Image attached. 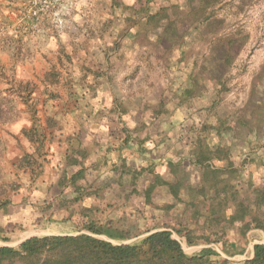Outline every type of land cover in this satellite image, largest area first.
<instances>
[{
  "label": "rangeland",
  "instance_id": "1",
  "mask_svg": "<svg viewBox=\"0 0 264 264\" xmlns=\"http://www.w3.org/2000/svg\"><path fill=\"white\" fill-rule=\"evenodd\" d=\"M30 128L43 136L37 152L38 143L29 148L21 135ZM199 135L241 165L239 188L261 185L264 0L0 1V203H8L0 221L8 225L4 238L13 233L0 247L75 235L87 209L91 219L138 234L116 244L169 230L187 255L198 253L203 242L188 246L172 231L189 223L183 205L159 186L149 203L139 192L155 176L170 180L167 162L181 161L195 183L199 172L189 160ZM70 136L93 161L78 182L92 195L79 202L68 181L60 184L76 170H65L60 155ZM26 152L36 164L24 171ZM13 218L29 227L11 229ZM226 240L234 255L221 244L209 247L241 264L264 244V233L242 238L233 230Z\"/></svg>",
  "mask_w": 264,
  "mask_h": 264
},
{
  "label": "trees",
  "instance_id": "2",
  "mask_svg": "<svg viewBox=\"0 0 264 264\" xmlns=\"http://www.w3.org/2000/svg\"><path fill=\"white\" fill-rule=\"evenodd\" d=\"M190 92L185 91L186 95ZM47 123L51 125L53 122L48 118ZM53 126L55 127L56 123H53ZM21 135L31 144L38 143L35 152L42 148L43 136L37 130L23 129ZM204 140L205 137L199 135L190 151L189 163L199 172L195 183L189 182L190 175L185 172L181 161L167 162L170 180L155 176V182L148 185L143 192H139L143 200L149 203L153 189L159 186L178 204L183 205V215L187 213L189 223H179L172 227V231L183 237L188 246H193L198 241L203 242L206 247L198 253L187 255L180 241L174 239L169 230L152 232L138 243L116 244L114 241L132 239L138 234H130L110 219L103 223L91 219V210L86 209L80 213L82 223L75 224L74 232L77 234L31 237L17 246L0 247V264H231L209 246L221 244L225 254L234 255L227 250L235 248L226 240L229 232L234 230L242 238L252 230L264 233V172L263 177H260L261 185L247 182L244 184L245 189L239 188L237 173L241 165L235 166L230 161L227 149L220 146L208 148ZM66 141V154L61 156L65 162V170L76 171L70 175L65 172L60 184L68 181L73 190V201L79 202L82 198L92 195L90 192L84 193L87 188L78 184L84 179L87 170L84 164L90 155L79 145L76 138L66 137ZM126 142L127 140L123 144H127ZM214 160L224 162L225 167H215ZM32 164H36L33 154L23 153L19 167L24 165L26 168L22 170L25 171L29 170ZM29 173L32 174L30 171ZM136 179L137 174L134 181ZM116 186H120V183ZM135 192L138 191L133 193ZM7 205V201L0 203V218L5 217L3 211ZM172 208L174 206L171 205L165 207L166 210ZM2 222L0 221V239L8 242L13 233L9 234V238H4L3 234L8 235L5 229L7 222ZM11 222V229L15 231L29 227L19 224L15 218ZM190 225L193 228H190ZM241 264H264V244L254 245L252 257Z\"/></svg>",
  "mask_w": 264,
  "mask_h": 264
},
{
  "label": "crops",
  "instance_id": "3",
  "mask_svg": "<svg viewBox=\"0 0 264 264\" xmlns=\"http://www.w3.org/2000/svg\"><path fill=\"white\" fill-rule=\"evenodd\" d=\"M0 1H1V0H0ZM21 143H22V142H21ZM24 143L27 144V145H25ZM24 143H22V146H24V145H25V146H29V148L33 145V144L29 143V142L26 141V140H24ZM127 146H128V144L125 145L124 147L126 148ZM27 151H28V150H27ZM123 151H124V150H123ZM123 151L121 150V151L119 152V153H120L119 156H120L121 158H125V157H124V152H123ZM28 152H29V151H28ZM28 152H27V153H28ZM15 154H16V153H15ZM65 154H66V150H65V151H61V153H60L61 156H64ZM100 154H101V153H100ZM6 155H7V154H6ZM102 156H104V158H108L107 155H106V153H104V155H102ZM117 156H118V154H117ZM119 156H118V157H119ZM17 157H18V159H19V157H21V155H18ZM89 158H91V156H89ZM104 158H103V160H106V159H104ZM87 161L89 162L90 159H89V160H86V161H85V164H86ZM85 164H84V165H85ZM89 164H93V161H90ZM75 171H76V170H75ZM75 171H74V172H75ZM2 223H4V222H2ZM7 226H8V225H5V229H6V230H8V227H7ZM65 235H70V234H65ZM34 237H37V236H34ZM41 237H43V236H41ZM30 238H31V237H30ZM26 239H27V238H26ZM26 239H23V240H26ZM23 240H22V241H23ZM251 255H252V254H251ZM251 257H252V256H251Z\"/></svg>",
  "mask_w": 264,
  "mask_h": 264
}]
</instances>
